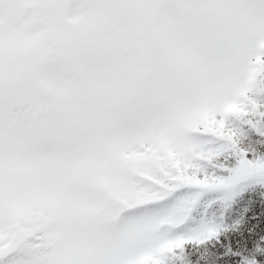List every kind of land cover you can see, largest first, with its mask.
<instances>
[{
  "label": "snow or ice",
  "instance_id": "obj_1",
  "mask_svg": "<svg viewBox=\"0 0 264 264\" xmlns=\"http://www.w3.org/2000/svg\"><path fill=\"white\" fill-rule=\"evenodd\" d=\"M0 264H264V0H0Z\"/></svg>",
  "mask_w": 264,
  "mask_h": 264
},
{
  "label": "trees",
  "instance_id": "obj_2",
  "mask_svg": "<svg viewBox=\"0 0 264 264\" xmlns=\"http://www.w3.org/2000/svg\"><path fill=\"white\" fill-rule=\"evenodd\" d=\"M257 207H259V206H257Z\"/></svg>",
  "mask_w": 264,
  "mask_h": 264
}]
</instances>
